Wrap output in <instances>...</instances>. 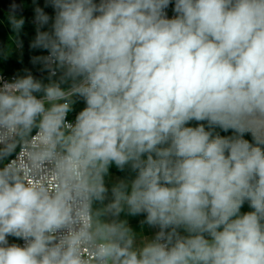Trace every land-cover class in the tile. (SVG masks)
Returning <instances> with one entry per match:
<instances>
[{
    "label": "clouds",
    "instance_id": "clouds-1",
    "mask_svg": "<svg viewBox=\"0 0 264 264\" xmlns=\"http://www.w3.org/2000/svg\"><path fill=\"white\" fill-rule=\"evenodd\" d=\"M45 7L48 82L0 84V264H264V0ZM112 164L136 175L104 204ZM125 212L159 231L137 245Z\"/></svg>",
    "mask_w": 264,
    "mask_h": 264
},
{
    "label": "trees",
    "instance_id": "trees-1",
    "mask_svg": "<svg viewBox=\"0 0 264 264\" xmlns=\"http://www.w3.org/2000/svg\"><path fill=\"white\" fill-rule=\"evenodd\" d=\"M21 2L23 5V13L18 14V18H23L25 23L18 34L13 32L8 22V16L11 13L0 8V69H2L5 73L14 74L16 76H23L30 72L37 79H41L44 83H47L49 76L47 71L43 70L41 64L32 63L33 56L45 55L46 51L41 49H32L30 47V43L35 38L36 34V26L31 23L32 16L30 15V8L34 9L36 6H39L41 8H44V11L46 13L51 12L53 15L55 13L51 7H45V1L44 3H42V5L30 4L31 7L30 5H28V0H21ZM15 43L20 44L22 47L21 57H17L15 55ZM57 78L58 76L53 77V79ZM65 87H67V85H65ZM76 99L78 102L74 106L75 110L73 111L75 116L80 110H82L86 106L82 99L78 97ZM196 123L197 122L193 121L189 126L194 127L196 126ZM215 131L220 135H232L231 132L225 133L222 132L220 129H216ZM244 138L249 140L250 142H252L253 139L251 134H245ZM109 171L130 180L134 179L136 175V173L132 172L131 169L128 167H126L124 171H120L115 166V164H112L110 166Z\"/></svg>",
    "mask_w": 264,
    "mask_h": 264
},
{
    "label": "crops",
    "instance_id": "crops-1",
    "mask_svg": "<svg viewBox=\"0 0 264 264\" xmlns=\"http://www.w3.org/2000/svg\"><path fill=\"white\" fill-rule=\"evenodd\" d=\"M120 181H126L129 182L130 185V179H127L125 177L119 176L111 171H109V174L105 177V184L106 187L109 189L107 194V199L104 201V204H107L112 199L111 194V188L118 184ZM130 191V186H129ZM100 204H95L94 207H101ZM106 219H111V217H108ZM120 220H126L128 222V226L133 230V232L136 234V243L137 245H141L144 240H151L154 238L157 231H159L158 228L151 227L147 225L146 223H142L146 219V214H141L138 216H130L127 215V213H121ZM182 235H186V233L181 230Z\"/></svg>",
    "mask_w": 264,
    "mask_h": 264
},
{
    "label": "built area",
    "instance_id": "built-area-1",
    "mask_svg": "<svg viewBox=\"0 0 264 264\" xmlns=\"http://www.w3.org/2000/svg\"><path fill=\"white\" fill-rule=\"evenodd\" d=\"M174 16V12L172 11V8L170 7L168 9V17L169 18H172ZM14 52H15V55L17 57H21L22 56V47L20 44L18 43H15L14 45ZM45 55H47V52L45 53ZM48 73V72H47ZM49 74V73H48ZM0 77H2V80H0V84H2L3 82L5 81H11L14 77H17L16 75L14 74H8V73H5L2 69H0ZM68 119L74 123L75 121V115L74 113H70L69 114V117ZM18 153H19V156L16 157V159H19L20 161H23L24 160V157H25V153L23 151H21L20 149H17ZM23 243L24 241L22 240H17V244L23 246Z\"/></svg>",
    "mask_w": 264,
    "mask_h": 264
},
{
    "label": "rangeland",
    "instance_id": "rangeland-1",
    "mask_svg": "<svg viewBox=\"0 0 264 264\" xmlns=\"http://www.w3.org/2000/svg\"><path fill=\"white\" fill-rule=\"evenodd\" d=\"M44 1H45V0H35V3H34L33 0H28V5H30V4H33V5H42V3H44ZM30 7H31V5H30ZM30 10H31L30 15L32 16V21H31V23H32L33 25L36 26V24L34 23V15H35V13H34V9H33V8H30ZM47 14H48L50 17H54V15H53L51 12H49V13H47ZM50 24H51V21H50L49 25H48V26H45V28L42 29V30H48ZM36 27H37V26H36ZM248 211H252V209L249 207L248 203L246 202V203L244 204V206L242 207L241 212L244 213V212H248ZM8 239H9V243H10V244H11V243H16V244H17V240H18V239L14 238V237H9Z\"/></svg>",
    "mask_w": 264,
    "mask_h": 264
},
{
    "label": "water",
    "instance_id": "water-1",
    "mask_svg": "<svg viewBox=\"0 0 264 264\" xmlns=\"http://www.w3.org/2000/svg\"><path fill=\"white\" fill-rule=\"evenodd\" d=\"M13 4H16L17 6H19L18 14H22L23 5H22L21 0H0V8L10 13H11Z\"/></svg>",
    "mask_w": 264,
    "mask_h": 264
}]
</instances>
